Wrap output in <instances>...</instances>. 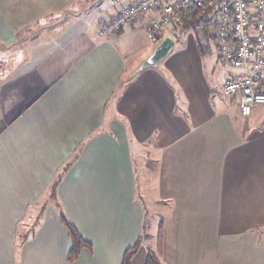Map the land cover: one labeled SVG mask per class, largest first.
<instances>
[{"label":"crops","instance_id":"obj_1","mask_svg":"<svg viewBox=\"0 0 264 264\" xmlns=\"http://www.w3.org/2000/svg\"><path fill=\"white\" fill-rule=\"evenodd\" d=\"M113 13L110 0H0L10 47L26 26L47 22L32 43L67 33L8 79L0 264H120L139 240L131 264L148 253L159 264H264V105L243 117L178 28L163 34L175 42L167 57L134 75L153 52L129 62L148 17L99 39ZM62 217L90 244L74 262Z\"/></svg>","mask_w":264,"mask_h":264},{"label":"built area","instance_id":"obj_2","mask_svg":"<svg viewBox=\"0 0 264 264\" xmlns=\"http://www.w3.org/2000/svg\"><path fill=\"white\" fill-rule=\"evenodd\" d=\"M113 15L100 25L99 39L147 18L144 29L151 44L179 26L185 13L197 11L216 26L215 46L221 65L239 70L227 76L224 97L234 100L243 117L264 105V0H110Z\"/></svg>","mask_w":264,"mask_h":264},{"label":"rangeland","instance_id":"obj_3","mask_svg":"<svg viewBox=\"0 0 264 264\" xmlns=\"http://www.w3.org/2000/svg\"><path fill=\"white\" fill-rule=\"evenodd\" d=\"M94 12H90L82 17V26L88 24V20L94 16ZM208 21V25L199 26L195 30H182L180 33V40L185 41L188 35H191L192 40L195 42L196 46L199 45L201 55L203 57L204 70L206 75L211 79V82L215 87L220 89L224 79L226 77L227 70H232L229 67L220 64L219 60L214 56L210 61L211 50L215 52L214 44L216 39V27L214 22L210 17L205 18ZM46 23L40 24V26L29 27L26 26L25 30L21 33H17L15 38L18 41L17 45H12L10 43L0 41V127H3L7 120L10 118L9 107L10 103L14 99V91L9 90L8 79L10 78V73L16 71V67L20 62L27 61L28 54H33L39 51V45H46V43L57 44L66 40L67 33L63 31L62 27H59L53 31H46L39 34L38 38L32 43L27 42L30 36L35 33L33 31L46 26ZM24 40V41H23ZM12 43V42H11ZM32 43V44H30ZM138 43V41H137ZM157 44L149 43L146 36H143L139 40V44L132 47L129 50L131 56L129 57V62L133 65L135 61L143 59L147 54L155 49ZM8 47V48H7ZM10 47V48H9ZM126 51V50H125ZM167 57V56H166ZM210 61V62H209ZM162 63H160V68ZM36 70L40 72V66H37ZM12 93V94H11ZM217 98V96H215ZM30 235V234H29Z\"/></svg>","mask_w":264,"mask_h":264},{"label":"trees","instance_id":"obj_4","mask_svg":"<svg viewBox=\"0 0 264 264\" xmlns=\"http://www.w3.org/2000/svg\"><path fill=\"white\" fill-rule=\"evenodd\" d=\"M205 18L206 16L201 15L199 12L191 11L190 13H185L183 15L181 24L175 28L188 31L195 30L197 27L201 25L204 26L208 23ZM61 223L66 228L71 243V249L67 254V261L74 262L83 249L90 248V244L83 240L75 227L65 218H61ZM139 247L140 240L124 252L120 264H131L134 256L139 250ZM145 264H159V261L153 253H148Z\"/></svg>","mask_w":264,"mask_h":264},{"label":"water","instance_id":"obj_5","mask_svg":"<svg viewBox=\"0 0 264 264\" xmlns=\"http://www.w3.org/2000/svg\"><path fill=\"white\" fill-rule=\"evenodd\" d=\"M175 42L170 37L163 38L155 47L152 54L144 60L134 71V75L147 68H154L162 61L172 50Z\"/></svg>","mask_w":264,"mask_h":264}]
</instances>
